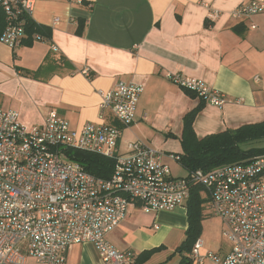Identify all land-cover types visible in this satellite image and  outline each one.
Here are the masks:
<instances>
[{"label": "crops", "instance_id": "crops-1", "mask_svg": "<svg viewBox=\"0 0 264 264\" xmlns=\"http://www.w3.org/2000/svg\"><path fill=\"white\" fill-rule=\"evenodd\" d=\"M248 1L37 0L30 18L39 32H25L13 49L0 43V105L18 111L27 126L42 125L54 110L79 129L100 121L98 90L119 80L142 84L134 122L123 126L111 112L105 121L121 129L120 153L128 142H143L162 153L175 176L173 165L182 164L170 154H183V118L194 108L198 138L264 121V12L231 15ZM213 12L218 16L210 21ZM36 33L45 39H35ZM86 66L89 78L81 72ZM169 72L203 80L224 96L222 107L179 87ZM186 208H129L107 239L136 255L163 247L142 263L158 264L168 229L186 231ZM64 264L105 263L85 242L68 249Z\"/></svg>", "mask_w": 264, "mask_h": 264}, {"label": "built area", "instance_id": "built-area-1", "mask_svg": "<svg viewBox=\"0 0 264 264\" xmlns=\"http://www.w3.org/2000/svg\"><path fill=\"white\" fill-rule=\"evenodd\" d=\"M37 0H0L5 25L0 43L15 48L25 35V17ZM264 12V0H249L235 8L234 18ZM217 12L208 14L211 21ZM38 40L45 39L39 33ZM52 50L58 48L52 45ZM90 77L89 68L81 70ZM166 77L219 108L224 96L203 80L179 73ZM142 84L119 80L98 90V122L79 129L54 110L42 125L27 126L19 112L0 105V264H64L68 249L90 242L105 264H132L135 253L121 250L107 235L126 217L129 208L157 213L186 206L199 185L208 207L226 226L231 249L223 256L208 253L212 264H264V154L210 170L195 169L176 177L162 153L140 141L118 150L121 129L105 121L111 112L123 126L134 122ZM66 148L110 158L108 178L97 177L67 157ZM179 161V155L170 154ZM157 228V226H155ZM197 239L190 258L203 264Z\"/></svg>", "mask_w": 264, "mask_h": 264}, {"label": "trees", "instance_id": "trees-1", "mask_svg": "<svg viewBox=\"0 0 264 264\" xmlns=\"http://www.w3.org/2000/svg\"><path fill=\"white\" fill-rule=\"evenodd\" d=\"M4 25V12L0 6V33ZM35 31L39 32V27L32 22L29 16H26L25 32L32 34ZM197 112L198 108H194L183 118L181 140L183 154L179 157V161L187 171L195 169L210 170L219 165L233 164L264 154V146H253L255 142L264 139V121L245 124L235 129H227L198 138L193 129V121ZM65 152L69 159L81 164L89 173L101 178L109 177L113 168L112 159L74 148H66ZM206 201L207 198L203 196V188L199 185L194 186L186 205L188 227L185 231V239L172 254L173 257L176 252L179 255L178 264L192 263L190 255H183V250L190 254L194 242L198 239L199 223L203 216L202 210ZM182 248L184 249L182 250ZM161 249L163 247L150 249L138 255L135 254L132 264L144 263L153 253Z\"/></svg>", "mask_w": 264, "mask_h": 264}, {"label": "rangeland", "instance_id": "rangeland-1", "mask_svg": "<svg viewBox=\"0 0 264 264\" xmlns=\"http://www.w3.org/2000/svg\"><path fill=\"white\" fill-rule=\"evenodd\" d=\"M253 146H264V139L257 141L253 144ZM173 172L175 176L186 175L187 171L181 165L175 163L173 165ZM203 196L207 198L206 193L203 191ZM202 218L200 219V230L197 235L198 239L203 241V246L200 249V254L203 255V264H212L211 259L208 256V253L223 256L225 255L232 247V243L224 237L223 233L226 230V226L223 221L214 216L208 207V202H205V206L202 210ZM169 231V239L167 240V251L164 250V253H161V256L158 260L155 259V262L162 261L158 264H178L179 263V255L172 253L176 250L177 246L180 247L183 240L185 239V232L182 230L178 233L175 228L171 227L168 229ZM176 247V248H175ZM184 248H182L183 250ZM183 255H190L189 252L183 250ZM171 256V257H170ZM157 257V256H155ZM173 257V258H172ZM164 260V261H163ZM28 264H36L32 260H29ZM191 264H197L196 261H192Z\"/></svg>", "mask_w": 264, "mask_h": 264}]
</instances>
